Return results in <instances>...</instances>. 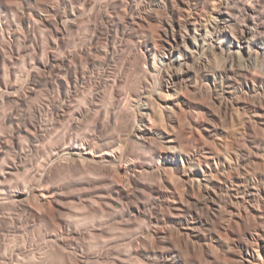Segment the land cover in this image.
I'll return each mask as SVG.
<instances>
[{
  "label": "bare ground",
  "instance_id": "1",
  "mask_svg": "<svg viewBox=\"0 0 264 264\" xmlns=\"http://www.w3.org/2000/svg\"><path fill=\"white\" fill-rule=\"evenodd\" d=\"M126 8V24H114L137 47L132 78L143 81L136 89L135 78L123 88L115 80L108 119L98 117L92 132L76 130L80 119L99 106L100 92L93 93L86 110L74 105L86 78L87 49L59 54L57 35L54 53L39 64L54 69L48 84L58 98L49 109L59 119L69 117L68 130L49 157L76 153L84 167L97 165L112 176V198L148 222L137 240L141 264H264V0H148L143 9L130 0ZM96 51L100 57L85 62L108 68L118 50L110 40ZM37 71L30 77L39 84ZM28 110L41 120L40 109ZM18 169L14 164L2 171L0 190ZM149 173L155 182L146 204L133 197L144 190ZM33 187L17 189L11 201L36 198L47 213L57 188ZM3 198L0 205L6 203ZM76 255L66 264H94L102 257L84 250ZM113 259L137 263L121 254Z\"/></svg>",
  "mask_w": 264,
  "mask_h": 264
},
{
  "label": "rangeland",
  "instance_id": "2",
  "mask_svg": "<svg viewBox=\"0 0 264 264\" xmlns=\"http://www.w3.org/2000/svg\"><path fill=\"white\" fill-rule=\"evenodd\" d=\"M94 1L98 0H0V175L9 165L20 168L5 180V191L0 190V197L5 196L6 202L0 205V264H66V259L80 256L76 254L83 250L103 257L94 264H121L113 262L114 254L136 264L143 261L136 255L140 247L137 240L147 219L142 214H129L126 202L112 198L115 195L112 176L103 174L97 165L84 167L79 154L65 153L51 160L48 153L69 126V117L59 119L49 109L53 98H58L48 84L54 69L39 65L54 53L57 35H61L59 54L82 47L89 54L82 58L87 67L86 78L79 86L75 107L86 110L93 93L100 92L99 106L80 119L76 133L92 132L98 117L108 119L115 102L112 90L115 80L123 88L135 78L136 89L143 81L141 76L132 78L138 60L137 47L132 39L122 37L114 24L119 21L126 24L123 17L130 0H99L103 3L101 8L93 7ZM147 1L135 0L140 9L146 7ZM110 40L118 51L108 68L85 62L87 58H99L96 49H105ZM37 70L42 75L41 84L30 77ZM5 90L10 95L5 96ZM252 97L250 100H254ZM30 106L42 111L41 120L29 114ZM30 120L35 126L29 124ZM228 124L233 126L230 121ZM251 133L258 138L257 132ZM242 139L238 137L236 142L240 144ZM131 147L138 150L136 145ZM146 154L150 156L149 152ZM31 160L36 162L35 167H31ZM152 173L145 175L146 187L134 200L150 202L149 189L155 182ZM24 186L57 188L47 213H42L36 198L27 203L11 201L17 189Z\"/></svg>",
  "mask_w": 264,
  "mask_h": 264
}]
</instances>
